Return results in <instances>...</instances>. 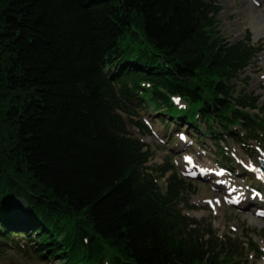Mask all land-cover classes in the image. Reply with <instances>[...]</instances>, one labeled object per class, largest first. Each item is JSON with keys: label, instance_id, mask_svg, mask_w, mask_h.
Listing matches in <instances>:
<instances>
[{"label": "trees", "instance_id": "16d2710c", "mask_svg": "<svg viewBox=\"0 0 264 264\" xmlns=\"http://www.w3.org/2000/svg\"><path fill=\"white\" fill-rule=\"evenodd\" d=\"M219 11L215 0H0L2 242L19 237L57 264L261 254L179 211L184 179L171 173L162 191L171 168L147 167L150 148L128 131L146 129L129 115L151 107L200 142L209 135L228 165L218 142H260L264 118L250 112L264 106L234 83L258 52L218 36Z\"/></svg>", "mask_w": 264, "mask_h": 264}, {"label": "rangeland", "instance_id": "374dc122", "mask_svg": "<svg viewBox=\"0 0 264 264\" xmlns=\"http://www.w3.org/2000/svg\"><path fill=\"white\" fill-rule=\"evenodd\" d=\"M243 1L215 0V4L220 9L216 17L215 28L219 32L218 36L225 39L226 42L234 43L249 38L247 42L257 49L258 53L251 61L250 66L239 74L234 83L238 91L235 93L236 96L241 93L257 96L260 107L264 106V36L258 39L254 38L253 32L246 26L242 8L247 7L253 15L260 17L263 3L260 0ZM133 109L137 108L133 106ZM261 112L262 110L260 112L252 110L250 113L258 114L259 117L264 118V114ZM138 115H129V119H132L133 122H141L148 132L130 121L128 122V131L132 137L140 139L150 148L152 157L146 166L157 168L167 164L171 168V171L167 172L164 177L157 178L160 189L165 190L166 179L171 173L175 172L182 177L185 186H187L186 194L183 196V200L178 203L177 209L187 217L198 221L200 227L205 231L214 232L221 241L224 240V237H230L240 242L244 250H247L248 242L255 243L261 254L255 255V253L245 251L246 255L238 260V264H264V216L254 218L258 223L250 220V217L256 212H264V202L258 206V201L255 199L257 193L254 194L256 191H263L262 179L259 178V171L251 176L243 175V171L237 166V163H240L255 169L258 168V160L264 159V135L258 132L260 142L251 139L244 140L243 143L228 139L225 142H218L223 153L230 159L231 164L227 167H231L230 169L234 173H225L214 182L213 168L223 166L225 163L220 161L221 154L217 151V147L214 146L209 135L200 142L193 129L186 126L178 128L176 123L171 124V120H164L165 115L152 111L151 107H143L138 110ZM174 129L179 133L186 129L185 139H176L179 138V135ZM187 154L193 155L197 165L205 170V175L201 178L186 177L183 157ZM234 184L238 185L235 189L237 196L243 194L247 197V200L238 207L230 206L228 199L223 197L221 192L218 193L216 203L213 198H206L217 193V189L222 190L235 186ZM251 190L253 193L249 195ZM220 203L224 206H220ZM13 218H17L20 226L23 225L24 216L21 213L12 212ZM0 264H57V260L53 258L44 261L38 260L27 249L24 240L16 237L12 242L0 240Z\"/></svg>", "mask_w": 264, "mask_h": 264}, {"label": "bare ground", "instance_id": "6f19581e", "mask_svg": "<svg viewBox=\"0 0 264 264\" xmlns=\"http://www.w3.org/2000/svg\"><path fill=\"white\" fill-rule=\"evenodd\" d=\"M256 1H259V0H256ZM260 1L263 3L262 15H260V17L253 15L252 11L249 8H247V7L242 8V13L244 14V17L246 18V26L251 29L255 39H258V38L264 36V15H263L264 14V0H260ZM243 2H246V0H244ZM235 187H238V185H235ZM233 189L234 188H232V187H229L227 189L225 188L222 190L219 188V190L217 189V193L211 194L206 198H210V199L213 198L214 202L216 203V199H217L219 192L222 193L223 197H226L228 199L234 198L232 196H234L236 191L235 190L233 191ZM237 197L239 198L240 196H237ZM237 197H235V198H237ZM220 206L223 207L224 205L220 203ZM254 218H255L254 215H252V217H250L251 222L253 221V222L258 223L257 220Z\"/></svg>", "mask_w": 264, "mask_h": 264}, {"label": "snow or ice", "instance_id": "6c2138e0", "mask_svg": "<svg viewBox=\"0 0 264 264\" xmlns=\"http://www.w3.org/2000/svg\"><path fill=\"white\" fill-rule=\"evenodd\" d=\"M179 101H177V103H178ZM182 139H183V137H182ZM187 160H188V163H192V161H191V158H186ZM250 170H252V171H259L258 169H250ZM218 175H223V172H221V173H218ZM259 178L260 179H262V180H264V173H261L260 174V176H259ZM235 189H233V191H234ZM209 203H211V201H209ZM217 203H219V201H217Z\"/></svg>", "mask_w": 264, "mask_h": 264}, {"label": "water", "instance_id": "95a60500", "mask_svg": "<svg viewBox=\"0 0 264 264\" xmlns=\"http://www.w3.org/2000/svg\"><path fill=\"white\" fill-rule=\"evenodd\" d=\"M261 171L264 173V161L260 160L259 161Z\"/></svg>", "mask_w": 264, "mask_h": 264}]
</instances>
